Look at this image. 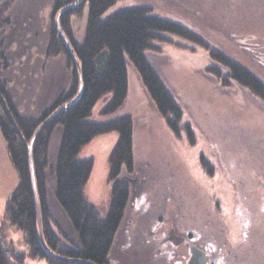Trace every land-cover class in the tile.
<instances>
[{
	"label": "rangeland",
	"instance_id": "374dc122",
	"mask_svg": "<svg viewBox=\"0 0 264 264\" xmlns=\"http://www.w3.org/2000/svg\"><path fill=\"white\" fill-rule=\"evenodd\" d=\"M10 1L12 4L0 0V75L20 112L39 117L69 86L64 58L45 57L51 18L54 16L55 23L59 11L53 15V0ZM246 4L247 0H122L108 13L149 6L155 14L199 31L264 83V21L242 24L244 17H251L243 11ZM70 20L75 39L81 41L86 10ZM159 47L147 56L183 108L195 143L185 135L180 139L173 135L128 62V98L117 115H130L134 120L135 171L126 175L132 196V179L137 178L136 207L129 203L111 264H169L172 246L165 237L171 227L191 233L214 264H264V101L234 81L223 86L206 69L214 66L223 74L227 70L206 51L167 43ZM104 104L100 101L90 120L103 119L99 111ZM61 133L59 127L52 138L51 166ZM115 139L112 134L100 136L81 152V157L94 159L86 193L102 214L110 199L108 156ZM201 157L213 166L211 173ZM48 178V205L58 228L55 233L62 244L66 240L62 233L76 242V233L54 198L51 169ZM16 183L17 174L0 131L1 221ZM2 226L8 249L28 251L23 232L9 224ZM25 264L48 263L27 258Z\"/></svg>",
	"mask_w": 264,
	"mask_h": 264
},
{
	"label": "trees",
	"instance_id": "16d2710c",
	"mask_svg": "<svg viewBox=\"0 0 264 264\" xmlns=\"http://www.w3.org/2000/svg\"><path fill=\"white\" fill-rule=\"evenodd\" d=\"M75 1L53 0V15ZM120 1L81 0L76 7L62 14L61 27L81 64L83 93L79 101L61 111L40 131L33 146L43 232L48 246L62 256L86 259L98 264H111L116 236L132 196L127 175L135 171L134 120L130 115H117L128 98V62L139 74L158 113L173 135L177 139L185 135L192 144L195 143V135L191 124L184 120L183 108L147 56L149 51H159L160 44L206 51L214 62L227 70L223 74L214 66L206 69L223 86L234 81L264 101V83L248 68L214 47L199 31L180 21L157 15L146 5L108 13ZM11 2L8 0V3ZM85 10V33L83 39L78 41L72 32L70 18L83 14ZM243 11L251 17H244L245 22L242 24L264 21V0H247ZM55 56H62L65 60L69 86L58 93L39 117H29L20 112L0 73V131L17 174L16 186L6 201L4 217L0 220V264H25L27 258L45 260L48 264H70L51 258L42 247L28 154V145L36 128L56 108L73 100L79 92L76 61L52 16L45 57L48 59ZM102 100L105 104L99 115L103 119L90 120ZM59 127L62 130L61 140L55 164L51 166L50 146ZM109 134L116 138L108 156V181L112 187L107 211L102 214L86 193L94 169V159L81 157V152L94 139ZM201 162L207 171H213V166L205 157H201ZM50 169L54 177V198L69 219L77 236L76 242L60 233L66 239L62 244L55 233L54 229L58 232V228L48 205ZM4 224L23 232L28 251H18L15 247L8 249L5 246Z\"/></svg>",
	"mask_w": 264,
	"mask_h": 264
},
{
	"label": "water",
	"instance_id": "95a60500",
	"mask_svg": "<svg viewBox=\"0 0 264 264\" xmlns=\"http://www.w3.org/2000/svg\"><path fill=\"white\" fill-rule=\"evenodd\" d=\"M81 0H77L74 3H71L65 7H63L56 15V27L59 30V33L61 37L64 39L65 43L67 44V47L72 55V57L75 59L76 64H77V71H78V77H79V92L77 96L71 100L68 103H65L58 108H56L35 130L33 133L30 143L28 145V154H29V165H30V175H31V183H32V189H33V194H34V199H35V207H36V214H37V223H38V230H39V236H40V241L42 244V247L44 248L45 252L47 253L48 256L51 258L62 261L65 263H70V264H98L96 262L86 260V259H80V258H72V257H66L62 256L56 252H54L47 244L45 237H44V232H43V221H42V208H41V202L39 198V193H38V186H37V181H36V175H35V168H34V157H33V146L34 142L40 133V131L48 124L50 123L61 111L64 109H67L74 105L77 101L80 100L82 93H83V75H82V68L81 64L79 62V59L74 51V48L68 39L67 35L63 31L60 25V17L61 15L66 11L71 8L76 7ZM136 182L137 178L132 179L133 183V196L132 200H134L136 196ZM191 251H192V257L190 258L189 264H206L207 261L209 260V256L207 253L201 249L197 244H192L191 246Z\"/></svg>",
	"mask_w": 264,
	"mask_h": 264
},
{
	"label": "flooded vegetation",
	"instance_id": "af4514ba",
	"mask_svg": "<svg viewBox=\"0 0 264 264\" xmlns=\"http://www.w3.org/2000/svg\"><path fill=\"white\" fill-rule=\"evenodd\" d=\"M132 200V199H131ZM135 199L131 201V206L136 207ZM167 242H170L172 246L170 250L171 261L169 264H189L190 258L192 257L191 246L192 244H197L194 242L191 233H183L171 227L167 230V236L165 237ZM201 249H203L199 244H197ZM204 250V249H203ZM209 256V260L206 264H214L211 261V257L206 250H204Z\"/></svg>",
	"mask_w": 264,
	"mask_h": 264
},
{
	"label": "crops",
	"instance_id": "0c3cea01",
	"mask_svg": "<svg viewBox=\"0 0 264 264\" xmlns=\"http://www.w3.org/2000/svg\"><path fill=\"white\" fill-rule=\"evenodd\" d=\"M115 137V136H114Z\"/></svg>",
	"mask_w": 264,
	"mask_h": 264
}]
</instances>
